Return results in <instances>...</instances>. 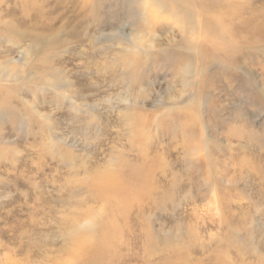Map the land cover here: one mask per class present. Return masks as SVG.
I'll list each match as a JSON object with an SVG mask.
<instances>
[{"label": "rangeland", "instance_id": "1", "mask_svg": "<svg viewBox=\"0 0 264 264\" xmlns=\"http://www.w3.org/2000/svg\"><path fill=\"white\" fill-rule=\"evenodd\" d=\"M24 1L0 264H264V0Z\"/></svg>", "mask_w": 264, "mask_h": 264}, {"label": "bare ground", "instance_id": "2", "mask_svg": "<svg viewBox=\"0 0 264 264\" xmlns=\"http://www.w3.org/2000/svg\"><path fill=\"white\" fill-rule=\"evenodd\" d=\"M5 1H7V0H0V29L1 30H3V31H5V32H9L10 34H12V35H15L16 37H18V38H28V39H30V41H31V44L32 43H34V42H37V41H41L42 39H39L38 38V36L40 37V34H38V36H37V34H36V32H31L30 31V29L29 28H25V29H20V28H17V29H15V30H11V26H13L14 24H15V22H16V18H18V13H17V11L16 10H14L13 9V7H11V4H17L18 3V1H21V0H12V1H9V2H11V3H9V7H7L5 4H4V2ZM42 4H43V6L44 7H46L47 5L44 3V1L45 2H48V0H39ZM141 1V3L143 2L144 3V1H146V0H140ZM157 1V0H156ZM168 1H170V2H172L173 4H175L178 8H180V9H183L182 8V6H184V4H188L189 3V0H168ZM201 1V0H200ZM158 2V1H157ZM206 2V1H205ZM24 3L26 4V5H29V6H32V7H34L35 9L37 8V4L34 2V0H25L24 1ZM146 3V2H145ZM182 3H184V4H182ZM203 3V2H202ZM201 3V6L203 7V8H206V7H204V5L205 4H202ZM207 5V4H206ZM210 5V4H209ZM209 5H208V7H209ZM213 5V4H212ZM41 6V5H40ZM200 6V5H199ZM211 6V5H210ZM211 8V7H210ZM210 10V9H209ZM50 11V10H49ZM202 11H204V9H202ZM210 11H212V10H210ZM12 12H15V13H13L14 15L13 16H11V13ZM205 12H208L209 14L208 15H210V13L211 12H209V11H205ZM204 12V13H205ZM213 13V12H212ZM192 16V15H191ZM206 16H207V14H206ZM205 16V17H206ZM176 19V18H175ZM5 21V22H4ZM6 21H9V22H6ZM188 21L191 23V17H189V19H188ZM211 22V21H210ZM213 24V23H212ZM38 25V24H37ZM203 26V25H202ZM39 27V26H38ZM198 28V27H197ZM206 29H208V28H206ZM200 30V29H199ZM209 30V29H208ZM204 31V30H203ZM210 31H212V30H210ZM203 33V32H202ZM44 34V33H43ZM45 35V34H44ZM168 35V34H167ZM175 36V35H174ZM240 37V36H239ZM173 38V37H172ZM248 38V37H247ZM205 39V38H204ZM208 40V39H207ZM171 41V40H170ZM167 42V41H166ZM234 42V41H233ZM138 43V42H137ZM223 44V43H222ZM227 44H230V42L228 41L227 42ZM227 44H225V45H227ZM218 46H220L219 44H218ZM231 47V46H230ZM220 52V51H219ZM206 57H203L202 59L205 61V62H207L208 61V58L207 59H205ZM6 92H8V91H6ZM1 93V92H0ZM12 96V95H11ZM9 100H10V98H9ZM151 169V172L153 171V169L154 168H150ZM144 170V169H143ZM146 174V173H145ZM102 259V258H101Z\"/></svg>", "mask_w": 264, "mask_h": 264}]
</instances>
